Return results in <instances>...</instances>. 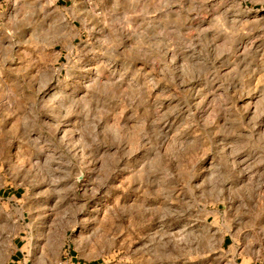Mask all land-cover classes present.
I'll list each match as a JSON object with an SVG mask.
<instances>
[{"label":"rangeland","instance_id":"rangeland-1","mask_svg":"<svg viewBox=\"0 0 264 264\" xmlns=\"http://www.w3.org/2000/svg\"><path fill=\"white\" fill-rule=\"evenodd\" d=\"M263 221L264 0H0V264H230Z\"/></svg>","mask_w":264,"mask_h":264},{"label":"crops","instance_id":"crops-1","mask_svg":"<svg viewBox=\"0 0 264 264\" xmlns=\"http://www.w3.org/2000/svg\"><path fill=\"white\" fill-rule=\"evenodd\" d=\"M264 223V221L262 222ZM228 237V238H227ZM231 236L223 238V246L228 248L232 245ZM24 244L15 245V249L7 264H34L33 258L23 250ZM65 264H86L73 253L69 252L64 256ZM230 264H264V226L251 238L250 243L243 245L241 250L233 256Z\"/></svg>","mask_w":264,"mask_h":264},{"label":"built area","instance_id":"built-area-1","mask_svg":"<svg viewBox=\"0 0 264 264\" xmlns=\"http://www.w3.org/2000/svg\"><path fill=\"white\" fill-rule=\"evenodd\" d=\"M83 1H85V2H90V0H83Z\"/></svg>","mask_w":264,"mask_h":264}]
</instances>
